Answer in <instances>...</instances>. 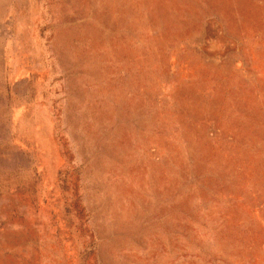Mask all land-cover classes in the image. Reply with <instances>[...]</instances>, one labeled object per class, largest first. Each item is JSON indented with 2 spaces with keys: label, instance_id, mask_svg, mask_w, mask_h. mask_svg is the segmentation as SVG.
I'll use <instances>...</instances> for the list:
<instances>
[{
  "label": "rangeland",
  "instance_id": "374dc122",
  "mask_svg": "<svg viewBox=\"0 0 264 264\" xmlns=\"http://www.w3.org/2000/svg\"><path fill=\"white\" fill-rule=\"evenodd\" d=\"M0 264H264V0H0Z\"/></svg>",
  "mask_w": 264,
  "mask_h": 264
}]
</instances>
